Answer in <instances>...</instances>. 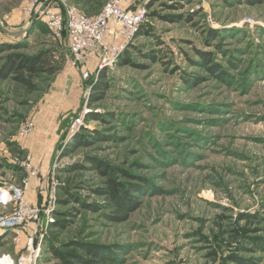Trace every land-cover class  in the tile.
<instances>
[{"label":"rangeland","instance_id":"374dc122","mask_svg":"<svg viewBox=\"0 0 264 264\" xmlns=\"http://www.w3.org/2000/svg\"><path fill=\"white\" fill-rule=\"evenodd\" d=\"M107 1L0 0V72L12 53L47 57L32 88L0 74V186L22 185L29 159L52 198L34 264H62L52 247L92 264H264V0H135L142 32L112 63L98 45L75 64L33 12ZM109 178L133 201L125 219ZM28 238L2 232L0 261L28 258Z\"/></svg>","mask_w":264,"mask_h":264},{"label":"built area","instance_id":"2783aa9c","mask_svg":"<svg viewBox=\"0 0 264 264\" xmlns=\"http://www.w3.org/2000/svg\"><path fill=\"white\" fill-rule=\"evenodd\" d=\"M122 3L123 0H108L99 12L87 14L75 5L61 2L60 8H56L41 2L36 4L33 12L43 19L54 37L61 38L66 33L70 55L75 64L84 63L89 49L98 45L104 50L103 62L112 63L139 33L146 17L145 6L129 8ZM106 42H109L108 45ZM33 128V122L26 121L21 125L20 135L27 137ZM28 161L29 175L23 179L22 185L0 186V205L12 208L10 213L0 212V235L7 230L20 231L31 223L37 226L27 241L28 258L20 257L17 264H25L28 260L34 264L40 251L39 238L43 235L44 225L52 221V198L49 203L40 205L26 197L29 177L36 175L35 166L31 160ZM0 264L16 262L11 259V263L0 261Z\"/></svg>","mask_w":264,"mask_h":264},{"label":"trees","instance_id":"16d2710c","mask_svg":"<svg viewBox=\"0 0 264 264\" xmlns=\"http://www.w3.org/2000/svg\"><path fill=\"white\" fill-rule=\"evenodd\" d=\"M156 0H150L148 3V7H151ZM253 2H259L260 0H250ZM142 32V29L140 28L139 33ZM138 33V34H139ZM13 46V45H12ZM0 48H5V46H1ZM202 63L205 64L209 69L208 64L212 62L209 57H206L203 52L199 51ZM47 62V57L45 54H39L34 57H25L21 54L12 53L8 57V61L6 64V67L1 70L0 74L3 77H7L10 74H13L14 78L18 80L19 82L25 84L26 86L32 88L31 81L29 77H33L38 75L41 72H44L45 69V63ZM201 62V60H200ZM51 73L54 72L53 69H49ZM98 87L101 88V86L98 85ZM119 186H123L122 184L118 183L112 178H109L108 180V186L104 189H102V192L104 194H108L110 197V200L113 202V206L116 207V211L120 214L118 217L121 218H127V212L128 207L133 206V201L128 197V193L124 192V187L119 188ZM130 210V209H129ZM75 246L80 248V250H83L88 255L94 257L92 260H96L95 258L100 255L99 249L96 246H93L91 244L87 243H80V242H74ZM51 251L54 253L55 257H58L61 259L62 264H92L90 261L83 258L81 255H77L75 252L68 253L69 255H66L62 251H60L56 247H52Z\"/></svg>","mask_w":264,"mask_h":264},{"label":"crops","instance_id":"0c3cea01","mask_svg":"<svg viewBox=\"0 0 264 264\" xmlns=\"http://www.w3.org/2000/svg\"><path fill=\"white\" fill-rule=\"evenodd\" d=\"M133 1L135 0H123L122 4L124 7H129L131 6V3ZM94 54H95L94 51L88 52L87 56L89 58V61L95 60ZM33 162L38 167V171H39L38 164L36 163L35 160H33ZM41 183H43L42 184L43 186L45 185V189L40 193V191L38 192V188H40ZM49 192H50V189L48 187V178L43 179V181H41V178H37V175H32L30 177L28 186L26 188V197L28 200H30L33 203L43 204ZM27 227L28 228H23V230H20V231L23 232L27 237H29L31 234H33L36 231L37 226L36 224L32 223V224H29Z\"/></svg>","mask_w":264,"mask_h":264},{"label":"bare ground","instance_id":"6f19581e","mask_svg":"<svg viewBox=\"0 0 264 264\" xmlns=\"http://www.w3.org/2000/svg\"><path fill=\"white\" fill-rule=\"evenodd\" d=\"M3 260H4L3 262H5V263H11V260H9L7 258H4Z\"/></svg>","mask_w":264,"mask_h":264},{"label":"water","instance_id":"95a60500","mask_svg":"<svg viewBox=\"0 0 264 264\" xmlns=\"http://www.w3.org/2000/svg\"><path fill=\"white\" fill-rule=\"evenodd\" d=\"M35 244H36V242H35Z\"/></svg>","mask_w":264,"mask_h":264}]
</instances>
